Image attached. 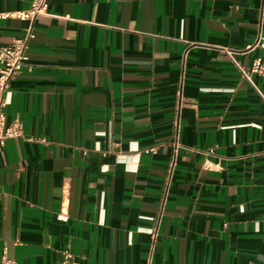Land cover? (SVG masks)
I'll use <instances>...</instances> for the list:
<instances>
[{
	"label": "crops",
	"instance_id": "0c3cea01",
	"mask_svg": "<svg viewBox=\"0 0 264 264\" xmlns=\"http://www.w3.org/2000/svg\"><path fill=\"white\" fill-rule=\"evenodd\" d=\"M25 27L1 19L0 47ZM34 32L7 88L0 258L264 264V102L227 53H264V0H48Z\"/></svg>",
	"mask_w": 264,
	"mask_h": 264
},
{
	"label": "built area",
	"instance_id": "2783aa9c",
	"mask_svg": "<svg viewBox=\"0 0 264 264\" xmlns=\"http://www.w3.org/2000/svg\"><path fill=\"white\" fill-rule=\"evenodd\" d=\"M47 11L48 0H33L27 10L0 12V20L15 19L26 22V27L20 37L14 38L9 45L0 47V151L4 147L5 141L7 139L17 137L21 134V123L18 119H14L10 126H5L4 108L7 104V88L9 83L19 76L25 65V61L27 59L26 52L29 48L30 42L35 36L34 25L36 18L39 16L47 15ZM256 44H259L262 50H264V38H261V41H257ZM227 53L233 65L240 73L241 77L251 85L260 100L264 102V87H257L252 82L251 78L253 75H255L264 80V53H262L261 56L254 58L251 64L247 67L242 66L236 60V58L232 56V52L230 50H227ZM40 141L45 142L44 139H40ZM173 147L175 151L177 147V141L173 143ZM154 151L155 148H150L145 152L153 153ZM173 167L174 158L170 161L168 166L167 185L161 199L162 205L165 201V196L167 193L169 181L172 176ZM161 213L162 208L157 215L145 217L146 220L152 222V227L146 230L151 239L148 253V263L151 262L152 254L155 250ZM60 254V264H79L76 255L70 252L68 249L61 251ZM0 264L17 263L13 259L1 257Z\"/></svg>",
	"mask_w": 264,
	"mask_h": 264
}]
</instances>
